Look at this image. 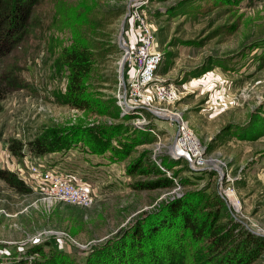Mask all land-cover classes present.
Listing matches in <instances>:
<instances>
[{
  "label": "rangeland",
  "instance_id": "374dc122",
  "mask_svg": "<svg viewBox=\"0 0 264 264\" xmlns=\"http://www.w3.org/2000/svg\"><path fill=\"white\" fill-rule=\"evenodd\" d=\"M133 11L160 54L154 83L173 92L165 107L180 113L209 164L192 170L183 158L166 155L174 121L134 123L135 111L115 106L119 43L132 48L144 34ZM73 45L87 49L92 62L82 82L89 104L82 109L60 102L68 75L61 50ZM5 75L22 86L10 87L1 101L0 168L28 188L19 192L0 178V264L39 259L35 245L82 264L92 249L148 221L165 202L202 194L219 200L217 222L234 220L264 237V0H35L21 40L0 58V81ZM68 130V144L57 151L39 156L30 145ZM140 134L145 142L122 155ZM11 145H20L19 152ZM134 160L145 173L126 171ZM37 164L87 183L90 201H47L29 176ZM162 175L168 187L136 188ZM201 206L197 212L209 208ZM153 239L145 252L153 247L168 264H211L204 240L180 228Z\"/></svg>",
  "mask_w": 264,
  "mask_h": 264
},
{
  "label": "trees",
  "instance_id": "16d2710c",
  "mask_svg": "<svg viewBox=\"0 0 264 264\" xmlns=\"http://www.w3.org/2000/svg\"><path fill=\"white\" fill-rule=\"evenodd\" d=\"M34 1L0 0V58L8 54L21 40L24 25L29 17V6ZM61 57L66 63L68 75L66 89L60 97V102L77 109L85 108L89 101L85 98L82 82L92 63L90 53L84 47L79 48L73 45L70 48H62ZM2 77L4 81H0V111L1 101L10 87L22 86L17 81V76ZM6 81L7 84H3ZM67 134L69 130L63 135L31 142L30 145L37 155L42 156L49 151H57L66 146ZM109 139L108 137L105 140L107 142H104L105 148ZM130 140L121 152L122 155L128 153L132 146L144 143L146 137L140 134ZM19 148H21L20 145L10 146V150L14 153L19 152ZM153 167L154 171L159 172L156 166ZM144 168L138 160H134L127 164L126 171L129 174L134 171L145 173ZM0 178L19 192H25L28 188L22 179L7 169L0 168ZM170 183V179L162 175L152 180L138 182L136 188L168 187ZM191 198L179 197L165 202L158 214L151 215L148 221L144 222L143 219L131 230L127 228L120 233L119 237L108 239L92 249L84 257L82 264H168L164 257L155 258L153 247L149 248L150 254L145 252L148 250L146 241H153L155 236L167 234L172 228H180L192 238L204 240L211 264H250L261 255L263 256L261 264H264V237L243 229L234 220L217 222L219 200L216 196L209 199L202 194L199 199ZM199 203L202 204L201 208H209L197 212ZM32 252L39 259L36 257L29 262L21 260L18 264H68L67 255L64 253L52 250L45 252L39 245H35Z\"/></svg>",
  "mask_w": 264,
  "mask_h": 264
},
{
  "label": "built area",
  "instance_id": "2783aa9c",
  "mask_svg": "<svg viewBox=\"0 0 264 264\" xmlns=\"http://www.w3.org/2000/svg\"><path fill=\"white\" fill-rule=\"evenodd\" d=\"M131 16L144 34L134 47L122 49V55H124L122 80H118L119 91L115 98L117 99L116 106L121 112L135 111L137 115L133 118L134 123H150V117H167L174 121L176 131L171 138L172 141L166 146V155L169 158H183L192 170L209 164V160L201 155L202 147L198 139L187 128L180 113L170 111L165 107L173 100V92L164 85L154 83L156 81L154 73L159 64L160 54L152 48L151 35L143 18L136 11H133ZM153 134L157 139L159 138L155 132ZM159 147L160 144H156L154 154ZM29 176L47 201L57 199L79 205H86L90 201L91 188L87 183L70 179L50 167L39 164L30 165ZM30 187L36 189L31 185ZM221 190L226 197L228 194L232 195L229 187Z\"/></svg>",
  "mask_w": 264,
  "mask_h": 264
},
{
  "label": "water",
  "instance_id": "95a60500",
  "mask_svg": "<svg viewBox=\"0 0 264 264\" xmlns=\"http://www.w3.org/2000/svg\"><path fill=\"white\" fill-rule=\"evenodd\" d=\"M127 16H128V13H126V14L124 15V19H126ZM124 19H123V20H124ZM120 40H121V39H120V36H118V41L120 42ZM119 46H120L121 49H124L122 43H119ZM123 60H124V55H122V56L120 57L119 62H118V79H119V80H122L121 72H122Z\"/></svg>",
  "mask_w": 264,
  "mask_h": 264
}]
</instances>
